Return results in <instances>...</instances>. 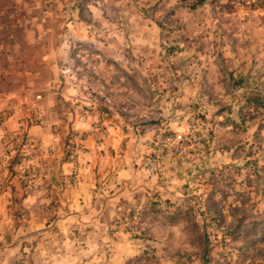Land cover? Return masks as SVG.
Returning <instances> with one entry per match:
<instances>
[{"label":"rangeland","instance_id":"374dc122","mask_svg":"<svg viewBox=\"0 0 264 264\" xmlns=\"http://www.w3.org/2000/svg\"><path fill=\"white\" fill-rule=\"evenodd\" d=\"M81 13L69 117L90 126L63 160L71 139L76 161L94 137L122 180L103 200L121 209L104 230L78 229L56 264H264V0Z\"/></svg>","mask_w":264,"mask_h":264},{"label":"crops","instance_id":"0c3cea01","mask_svg":"<svg viewBox=\"0 0 264 264\" xmlns=\"http://www.w3.org/2000/svg\"><path fill=\"white\" fill-rule=\"evenodd\" d=\"M126 1L0 0V159L2 142L11 137L26 134L36 146L32 186L12 171L14 159L2 163L0 264H56L63 254L71 257L78 229L104 230L120 214L121 202L104 201L101 189L111 181L121 184L113 178L120 169L98 153L94 137H85V157L79 160H63L62 152L70 133L90 126V119L81 123L69 117L80 101L71 83L77 81L72 72L82 70L78 41L83 35L75 27L80 13ZM49 149L58 155H49ZM121 197L113 193L112 201Z\"/></svg>","mask_w":264,"mask_h":264},{"label":"built area","instance_id":"2783aa9c","mask_svg":"<svg viewBox=\"0 0 264 264\" xmlns=\"http://www.w3.org/2000/svg\"><path fill=\"white\" fill-rule=\"evenodd\" d=\"M54 0H46V3H50ZM241 4H246L249 0H238ZM85 115L82 116L84 120ZM180 139V136H177ZM70 146L68 147V153L66 155V159L70 162L74 161L80 151V144H77L76 139H71ZM4 146V155L1 161L0 159V173L2 170L3 161L10 160L11 158L15 161L12 162V171L19 174L21 180L26 184L32 186V179L30 174L31 169V159H32V150H35L36 146L33 141H31L28 136L22 135L17 137H11L8 142H2ZM54 149H49L47 152L52 154ZM2 187L1 179H0V188Z\"/></svg>","mask_w":264,"mask_h":264}]
</instances>
